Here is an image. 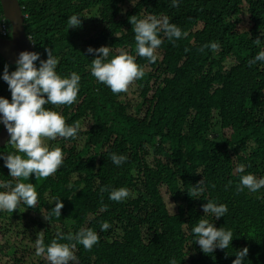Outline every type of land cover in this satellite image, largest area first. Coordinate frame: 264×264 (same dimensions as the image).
Returning a JSON list of instances; mask_svg holds the SVG:
<instances>
[{
  "label": "trees",
  "instance_id": "1",
  "mask_svg": "<svg viewBox=\"0 0 264 264\" xmlns=\"http://www.w3.org/2000/svg\"><path fill=\"white\" fill-rule=\"evenodd\" d=\"M18 3L25 15L26 35L40 59H47L45 48H50L59 61L58 74L81 75L77 102L46 105L66 124L80 125L75 139H47L50 148L62 149L63 165L47 178L34 173L31 182L19 178L32 183L38 193L35 208L23 202L20 207L48 217L55 207L54 197L64 205L59 218L37 222L45 245L58 231L67 235L91 228L99 242L90 251L76 245L78 264H169L172 258L177 264H232L243 247L249 249L245 264H264V188L255 193L247 188L236 191L241 175L264 177V62L251 67L247 63L264 51V0H179L175 8L171 0ZM73 14L81 16V27L76 29L67 24ZM150 14L167 15L187 32L175 45L161 33L163 43L154 63L136 55L135 33L128 20ZM241 15L247 18V28L238 26ZM258 37L259 46L254 43ZM210 42H217L219 50L199 51ZM101 46L111 47L109 59L123 49L143 68V78L130 84L126 93L113 94L91 75L96 54H89L87 48ZM228 58L233 62L225 67ZM34 63L39 67V60ZM5 64L9 72L16 65L0 56V97L11 101L2 79ZM131 93L142 100H131L127 97ZM134 107H145V115L136 116ZM11 152L27 158L13 145L0 146V155ZM110 153L125 155L127 160L117 166ZM148 155L153 156L152 162ZM240 164L245 166L243 173L236 171ZM7 180L17 182L0 159V181ZM200 180L205 191L190 197L187 192ZM106 185L126 187L132 195L124 202L110 201L107 191L100 192ZM163 187L175 206L173 212L167 208ZM208 200L226 204V215L215 220L204 214L202 205ZM105 204L108 210L102 211ZM7 213L0 211V218ZM200 219L233 231L228 249H216L211 255L201 252L191 231ZM105 221L112 227L101 231ZM48 224L59 230L52 232ZM3 236L0 226L1 252ZM6 259L0 257V264H23L21 258Z\"/></svg>",
  "mask_w": 264,
  "mask_h": 264
},
{
  "label": "clouds",
  "instance_id": "2",
  "mask_svg": "<svg viewBox=\"0 0 264 264\" xmlns=\"http://www.w3.org/2000/svg\"><path fill=\"white\" fill-rule=\"evenodd\" d=\"M179 0H171V7H178ZM25 16V15H24ZM79 15L73 14L67 18L69 28L81 27ZM3 23H7L4 18ZM135 33V52L139 57L147 58L149 63L157 60L156 50L162 45L163 37L175 45V41L187 36V32H182L180 27L170 22L167 15H148L143 19H138L137 15L128 17ZM9 33H10V27ZM1 37H7L0 34ZM29 39V37H28ZM30 40V39H29ZM256 45H261L260 38L254 40ZM205 48L217 51L220 45L217 42H210L200 47L203 52ZM111 47L101 46L93 49L87 48L89 54H96L91 61V75L100 83L106 85L113 94L126 93L129 85L135 80L143 78L145 75L143 68L135 62V56L121 49L119 54L111 59ZM189 49L185 48V52ZM47 59H40L38 52L21 51L16 61L14 71L9 72L8 65L5 64L2 79L8 85L11 93V101L0 97V114H2V123L9 133V140L6 144L13 145L19 153H23L27 158L15 152L0 155L4 166L9 170V176L16 178V183L12 180L0 181V211H7L14 215L21 202L27 205V208H35L38 203V193L32 183L19 182V178L28 180L30 174L35 177L47 178L53 175L64 161V153L57 146L50 148L45 145V138L56 140L59 138L77 137L80 129L79 123L72 125L66 124L65 118L58 112L53 111L46 105H72L77 102L79 84L81 75L77 72H71L68 76L62 77L57 73L58 59L53 55L50 48H45ZM39 60V67L34 62ZM257 62H264V51L258 52L254 57L248 60V66L251 67ZM110 159L113 164L120 166L126 162L127 157L122 154L110 153ZM236 171L243 173L245 166L240 164ZM229 181V185H231ZM214 187V185H213ZM247 188L250 192H257L264 188V177L257 178L253 174L241 175L236 187L237 193L243 192ZM108 192V199L114 202H124L132 193L126 187L111 188L110 186L101 187L100 192ZM205 191L203 180L198 181L187 192L192 198L199 197ZM55 207H53L45 220L55 216H61L63 203L58 197H54ZM23 208V207H22ZM25 209V208H24ZM204 214L212 215L215 220L224 217L228 212L226 204H217L213 200H208L202 205ZM27 210V209H26ZM108 205H102V211H107ZM111 224L102 222L101 231H106ZM195 235V242L205 255H211L216 249L225 250L231 245L234 238L233 231L224 227H214L213 222L208 219H200L195 227L191 229ZM66 240L68 243H61ZM99 242V235L91 228H81L75 233L69 232L67 235L57 232L56 238L52 239L50 244L45 245L43 232L37 233L35 240L36 254L38 256L46 253V258L50 264H70L76 262L78 257L73 249L77 244L90 251L94 245ZM248 247H243L235 253V259L232 264H245V258L248 256ZM169 264H177V260L172 258ZM180 264V262H179Z\"/></svg>",
  "mask_w": 264,
  "mask_h": 264
},
{
  "label": "rangeland",
  "instance_id": "3",
  "mask_svg": "<svg viewBox=\"0 0 264 264\" xmlns=\"http://www.w3.org/2000/svg\"><path fill=\"white\" fill-rule=\"evenodd\" d=\"M243 20L242 23H238L239 27L247 28V18L245 15H241ZM233 62L232 58H228V60L224 63L225 67L229 66ZM135 93H131V100L140 102L142 98H138L135 96ZM134 107L132 108V112L136 116H144L145 115V107ZM227 132V130H225ZM44 143L49 147L47 143V139L45 138ZM148 160L152 162L153 156L148 155ZM98 159H96L97 161ZM32 177H29L28 182H31ZM161 193H165V188H161ZM165 202L167 204V208L170 212L175 210L174 204L166 198L164 194ZM44 222V218L42 214L35 213L29 210H26L22 207H18L17 210H14V215L5 214L3 219L0 218V226L4 231L3 236V247L2 251H0V257H7V261L13 259V257L21 258L23 264H49L47 262L46 254L38 256L36 254V246L35 240L37 238L38 232H43L37 222ZM49 228L52 232H57L59 228L53 225L48 224Z\"/></svg>",
  "mask_w": 264,
  "mask_h": 264
},
{
  "label": "water",
  "instance_id": "4",
  "mask_svg": "<svg viewBox=\"0 0 264 264\" xmlns=\"http://www.w3.org/2000/svg\"><path fill=\"white\" fill-rule=\"evenodd\" d=\"M3 17L10 25V36L4 38L0 36V56L8 63L16 65L21 51L34 52L24 28V14L18 0H0ZM9 139L4 124L2 114H0V146Z\"/></svg>",
  "mask_w": 264,
  "mask_h": 264
},
{
  "label": "built area",
  "instance_id": "5",
  "mask_svg": "<svg viewBox=\"0 0 264 264\" xmlns=\"http://www.w3.org/2000/svg\"><path fill=\"white\" fill-rule=\"evenodd\" d=\"M4 19L0 20V34L6 36L9 33L7 23H3Z\"/></svg>",
  "mask_w": 264,
  "mask_h": 264
}]
</instances>
